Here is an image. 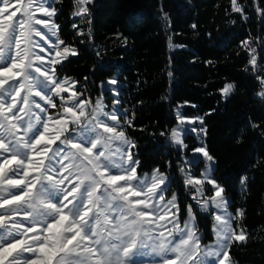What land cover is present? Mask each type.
Segmentation results:
<instances>
[{
    "label": "snow or ice",
    "instance_id": "6c2138e0",
    "mask_svg": "<svg viewBox=\"0 0 264 264\" xmlns=\"http://www.w3.org/2000/svg\"><path fill=\"white\" fill-rule=\"evenodd\" d=\"M37 2L33 7L34 0H0V264H138L142 256L159 257L152 264H231L233 243L248 239L244 228L233 227L244 210L227 211L225 190L210 174L195 179L180 168L192 199L213 217L215 244L201 248L192 206L181 226L177 195L165 199L169 177L158 168L151 176L137 175L135 144L125 134L124 126H131L127 110L107 112L102 99L93 104L75 90L78 81L56 75L57 65L79 53L58 37L60 26L53 19L58 0ZM89 3L74 0V15L85 16ZM231 5L243 16L237 0ZM256 10L264 17V8L257 4ZM251 44L243 42L255 69ZM261 85L258 95L264 99V78ZM235 87L226 83L220 92L227 99ZM203 122V117L188 121ZM184 124L180 117L179 125ZM183 131L206 134V128ZM170 140L181 151L188 147L180 127L171 129ZM192 151L210 162V173L215 158L206 145ZM205 182L214 195L201 200Z\"/></svg>",
    "mask_w": 264,
    "mask_h": 264
},
{
    "label": "trees",
    "instance_id": "16d2710c",
    "mask_svg": "<svg viewBox=\"0 0 264 264\" xmlns=\"http://www.w3.org/2000/svg\"><path fill=\"white\" fill-rule=\"evenodd\" d=\"M237 2L246 20L232 11L231 0H91L90 33L79 38L71 21L74 1L58 0L60 38L79 53L58 72L84 83L93 98L101 95V82L121 83L118 100L131 120L124 127L138 150L139 170L166 171L171 163L178 178L182 152L167 141L177 122L174 107L182 106L186 117H203L206 150L215 158L213 177L230 198L229 210L234 215L244 210L235 225L248 239L233 243L231 260L264 264V99L258 95L264 17L256 10L257 4L264 8V0ZM247 40L256 48L255 69L243 46ZM226 83L236 86L227 99L220 92ZM104 92L111 104L115 99ZM186 141L188 152L198 147L194 135ZM197 218L207 239H213L212 217L197 212Z\"/></svg>",
    "mask_w": 264,
    "mask_h": 264
},
{
    "label": "rangeland",
    "instance_id": "374dc122",
    "mask_svg": "<svg viewBox=\"0 0 264 264\" xmlns=\"http://www.w3.org/2000/svg\"><path fill=\"white\" fill-rule=\"evenodd\" d=\"M72 1H74V0H72ZM90 3H91V0H90ZM90 3L87 5L88 13L85 16H83V17L75 16L74 12L76 11V8L74 9V11L72 13L71 21H72L73 24L77 25V28L73 27V29L76 31V35L79 38H82L83 35L90 33L89 25H88V22H89V11H90L89 10V5H90ZM13 7H21V6L13 5ZM33 7H38L37 0H34ZM58 14H59V11L57 10V15ZM20 15H21V12L18 11L17 14H16V17H13V21H15V19L17 17H19ZM34 15L36 17H42V13H39V12H35ZM53 19H54L55 23L58 24L57 20H56V17H54ZM37 27L43 29L42 25L37 26ZM78 30L80 32H83V35H78L77 34ZM58 37L60 38L59 30H58ZM33 39L37 40V41L40 40L39 37H35L34 35H33ZM51 39L53 41H55L56 37H51ZM62 47H63V45H61V48ZM72 47H74V46H72ZM35 50L37 52L40 51L39 47H37ZM42 54L47 55V53H42ZM56 68H57L56 75L58 77H60V78L65 77L64 75H61L58 72L59 65H57ZM68 78H69V82L72 81V80H75V79L70 78V77H68ZM112 79H115V78H112ZM112 79H108V80H105V81L101 82V84H100V87H101V90H102L101 95L98 96V97H95V98L89 96L86 89L84 90V88H85L84 83H77L76 87H75V90L76 91H83L84 90L86 95L91 98L93 104L95 103V101L97 99H102L103 105L105 106L104 110L107 111V112H112V111L117 110V109H119L120 112H123L122 108L120 107V102H119V104L115 103V101L119 98L120 89H121V83L115 79L117 81V83L115 85H109L107 82L112 80ZM81 85H83L84 87H81ZM110 89H113L114 91H110ZM105 90H108L110 95L115 99L111 104L107 103V101H106V94L104 92ZM63 95L65 97L70 96L71 95V89H70V91L68 93H64ZM69 103H70V101H69ZM58 110H59V108L50 109V113H54V112H56ZM178 113H179V116H178ZM173 114L176 117L177 122L175 123V125L173 126L172 129L177 128V127H180L182 129V134H183V137H184V143L187 144L188 147H189V143L186 141V139H187L189 134H192V135H194L196 137V140L198 142V147L201 146V144L205 145V143H204V133L203 132H199V131H197V132L183 131L184 129H187L189 127H196L198 130L203 128V125H200L199 123H197L195 125H189V123H188V121L191 118L200 117V116L186 117L183 114L182 106L174 107ZM180 117L185 118V124L184 125H179V118ZM125 134H126L127 137H129L127 135L126 131H125ZM167 141L176 150L181 151L179 148H177L176 146L173 145V142L170 140V134L168 135ZM188 147L186 149H184L183 151H181L182 153L180 154L181 162H180V165H179V168H178V171H177L178 175H179L178 178L176 177V174L173 171V166L171 165V163H169L167 165V170L166 171L161 170L160 167H154L151 170H139V167H138L137 168V175L140 176V177H142L145 174L151 176L152 173H153V170L158 168L162 173H165L169 177V180H170L169 191L167 193H165V199H170V197H171V195L173 193H175L177 195L179 206H180L181 226H183L184 220L187 219V211H186L187 206L188 205L192 206V211H193V214L195 216V226H196V228L198 230L197 234L200 236V246L203 249L205 246H211V245L215 244L216 237H215L214 232H213V223H214L213 217H212V215L210 213H205L204 211H202L197 206L196 201L192 199V196L189 193H192L193 189L191 188V186H188V185H186L184 183L185 176H184L183 173H181L180 168H184V171L187 172V173H190L191 176L193 178H195V179H203V177L206 174H210V176L214 179L213 170H214L215 163L212 164L211 171H210V173H208L207 169H208V165H209L210 162H206L204 159H202L201 154L194 153L193 151L188 152ZM132 151L135 153L136 158L139 160L138 155H137V153H138L137 151L138 150H137L136 146H135V148ZM201 161H202V164H201ZM139 166H140V164H139ZM216 183L219 184L217 181H216ZM202 187L204 189V196L201 198V200L208 199L212 195H214V193L211 191V188H212L211 185H209L208 183L205 182ZM223 195H225V194L223 193ZM225 196H227V195H225ZM181 197H183V198H181ZM227 197H228L229 202H230L229 196H227ZM181 200H184L186 202L184 206L181 204ZM227 211L229 213H232L229 210V208H227ZM197 212H201L202 214H206V215H209L210 217H212V224H211L210 232H211V234L213 236V239H207V237H206V227H201L200 226L198 218H197ZM233 227H236L235 222L233 223ZM166 235H167V233H166ZM145 251H147V250H145ZM25 255H27V254H25ZM158 259H159V257H156V256H142V257H140L138 259V264H152L153 261L158 260ZM231 264H235V263L231 260Z\"/></svg>",
    "mask_w": 264,
    "mask_h": 264
}]
</instances>
